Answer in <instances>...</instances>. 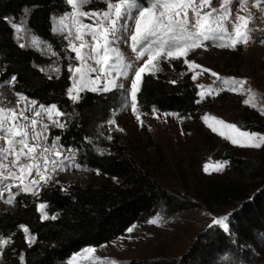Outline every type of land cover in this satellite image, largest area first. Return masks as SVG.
<instances>
[{"label":"rangeland","instance_id":"rangeland-1","mask_svg":"<svg viewBox=\"0 0 264 264\" xmlns=\"http://www.w3.org/2000/svg\"><path fill=\"white\" fill-rule=\"evenodd\" d=\"M222 2L223 0H212L210 7L205 8L204 11H210L214 7L217 9V13L213 14L215 16L221 11ZM137 3L141 7H145L138 0ZM253 5L254 0H249V3L244 6H241L238 0H233V3L228 6L229 21H235L237 15L249 19L250 31L247 32L249 36L247 44L240 43L234 49L217 46L221 43H230L228 36H224L223 39L204 41L200 48L188 51L187 55L180 59L161 57L158 59L157 66L159 71L172 70L173 61L185 59L200 65L199 68L190 69L189 65L184 63L192 76L197 77L194 81L199 87V95L204 94L202 100L213 101L211 108L202 116L203 122L205 123L203 117L207 115L223 120L225 123L235 124L241 131L264 135V131L244 128L240 121L246 106L254 107L264 114V44L261 43L264 41V12H260ZM261 7H264V3L261 4ZM104 9H106V3L103 0H94L82 8L83 11ZM71 11V6L68 5L66 12L70 14ZM64 13L51 17L52 41H44L34 35L29 30L25 18L11 21L20 24L23 28L20 33L15 30L19 44L38 50L48 60L44 66L48 73H58L63 68L68 70V65H72L73 68L81 65V62L74 59L75 53L70 49V44L79 47L81 43L75 39L78 25L71 15L65 20L68 28L64 29L63 33L54 30L62 27L59 19ZM135 13L136 10H133V14ZM189 16H192L191 11H189ZM79 19L85 24L93 23L91 19L83 17ZM126 23L132 26L134 21L128 19ZM225 25L229 32L234 34L232 24L225 22ZM69 31L71 32L70 36L68 35ZM121 35V42L116 47L119 48L123 64L112 70L111 78L116 79L117 84L125 85L122 104L111 112L106 120L96 125L92 133V143L99 150H103L100 147L105 144L104 142L111 141L115 137L124 141L133 140L137 157L154 172L160 184L171 194L172 203L162 204L144 215L130 227L133 228L132 232L127 230L119 238L98 247L81 248L68 259L56 264H113V262L115 264H264V220L260 222L262 230L257 231L252 224L244 222L236 214L241 210V204L209 207L197 192L200 179L205 182L238 180L251 185L253 194L264 191V178H252L251 176L254 174L253 170L260 167L264 160V146L254 149L235 145L242 150V155L239 158L248 161V166L252 168L248 174H244L243 168L240 169L239 165H234L231 162L230 155H233L234 150L222 145L207 144L204 136L190 118H181L176 113L159 111L148 115L139 110L138 104L137 113H133L131 111L132 101L127 89L130 87L135 70L143 64L144 59L136 58L137 54L132 51L130 40L125 42L130 34L123 31ZM65 36H68V39H65ZM84 41L88 46L82 49V53L87 56L90 54L94 42L90 36H85ZM234 54L238 55V58ZM229 61L230 64H228ZM87 64L98 67L91 59L87 60ZM124 65H131V67H124ZM204 69L210 71L205 72ZM151 71L155 72L156 70L151 69ZM119 72H126V75L120 76ZM212 72H215L219 79L213 76ZM90 75L95 78L96 73ZM242 80L246 83L243 88H240L239 81ZM233 81L237 83L234 84ZM72 83L71 79L70 87ZM104 83H106V78L98 81L99 87L102 88ZM224 92L225 94L222 95ZM245 101H249V103L245 104ZM32 102H35V106ZM0 108L15 109L17 115L23 111L30 121L35 118V112L40 109V104L15 92L11 84L8 83L0 85ZM57 109L60 110L58 107ZM167 113L174 115H165ZM7 115L10 116L11 113H7ZM136 115L141 116L143 126H140ZM37 119V130L42 132L43 137H46L40 141L41 147L38 152L42 151L44 147L51 148L52 151L47 154L48 159H57L63 162L62 165L57 164L55 171L46 173V176L49 177L46 185L41 182L40 185L35 186L34 190L38 194L44 186L55 182L86 186L99 179V175L81 162L80 154L82 152L74 147L63 146L54 134L61 128L57 127L53 121H59L65 125L69 120L67 114L64 113L59 117L53 115L51 120L47 118V115ZM110 120L115 123L110 124ZM18 123L29 122L21 119ZM44 125L47 126L46 129H44ZM205 125L207 126V123ZM214 126L219 127V125ZM117 128L123 129V131H119ZM215 134L220 143L228 141L223 136ZM134 136L135 138H133ZM148 136L159 143L165 153L168 166L164 173L157 167L154 145L148 140ZM29 143L34 142L30 139ZM0 147H7L6 139H0ZM56 153H60L59 157ZM70 157L72 159H69ZM11 160V156L7 161L0 158V162L9 164L8 169H0V171H4L5 175L9 171L18 173V169L11 166ZM225 161L227 164H224ZM38 163L43 169L44 160L40 159ZM204 165H208L207 172L204 171ZM220 165H223L222 170L216 171L215 169ZM48 167L51 169V164ZM34 178H36L35 171L32 176L25 179L24 183L29 184ZM18 183L19 181L12 179L0 183V192L4 193L3 196H0V209L10 207V204L5 202L8 198L6 193H9V190L5 189V185H12L11 191L18 189L15 187ZM27 193L31 194V192ZM38 194L34 197H37ZM225 217L224 224L227 225V228L224 224H214L215 220ZM152 220L157 222L150 223L149 221ZM244 232H247L246 235ZM3 244V241L0 240V264H2ZM88 248L95 249V251L93 253L85 252V249Z\"/></svg>","mask_w":264,"mask_h":264},{"label":"trees","instance_id":"trees-1","mask_svg":"<svg viewBox=\"0 0 264 264\" xmlns=\"http://www.w3.org/2000/svg\"><path fill=\"white\" fill-rule=\"evenodd\" d=\"M138 1L146 7L151 0ZM67 7L66 0H0V85L10 83L15 92L37 104H55L67 114L65 127L54 134L63 146L79 149L81 162L99 179L86 186L55 182L44 186L37 197L11 190L13 202L10 207L0 209V240L8 241L2 247V264H56L81 248L98 247L119 238L147 213L172 203L171 194L137 157L133 140L115 137L104 142L100 147L103 150L92 143L96 125L120 107L124 90L85 91L73 103L67 95L71 85L68 70L48 73L44 69L48 60L34 48H21L12 22H7L25 18L34 35L52 41L51 17L66 12ZM192 77L182 60L173 61L172 70L146 75L137 94L139 110L148 115L155 109L190 118L207 144L234 150L231 162L248 174L252 168L248 161L239 158L242 150L228 141H217V135L203 122L202 116L213 101L201 100ZM240 121L246 129L264 131V114L254 107L246 106ZM148 140L154 145L157 167L164 173L168 166L165 153L151 136ZM253 171L252 178H264V160ZM197 192L209 207L241 204L238 217L257 231L262 230L264 191L253 194L251 185L238 180L200 179ZM9 194L6 193L7 197ZM42 203L46 205L43 210L39 209ZM53 216L56 218L52 219Z\"/></svg>","mask_w":264,"mask_h":264},{"label":"snow or ice","instance_id":"snow-or-ice-1","mask_svg":"<svg viewBox=\"0 0 264 264\" xmlns=\"http://www.w3.org/2000/svg\"><path fill=\"white\" fill-rule=\"evenodd\" d=\"M92 2L94 0H66L72 11L70 14L64 13L59 19L62 27L54 29L63 33L64 29L68 28L65 20L69 18V15L78 25L75 39L81 41V43L79 47L70 44V49L75 53L74 59L81 62V65L75 68L72 65H68V72L73 83L68 88L67 95L73 103L79 101L81 98L80 93L85 90L107 93L116 88H125L124 84H117L116 79L111 78L112 70L123 64L119 48L116 47L121 42V33L123 31H127L130 34L125 42L130 40V47L137 54L136 58L144 59L143 64L135 70L130 87L127 89L131 97V111L133 113L138 111L137 94L141 91L145 76L155 75V72L151 71V69L159 71L157 66L159 58L180 59L186 56L188 51L200 48L204 41L223 39L224 36H228L230 43H221L217 46L234 49L238 44H247L249 41V36L247 35V32L250 31L249 19L245 16L237 15L235 21H229L230 11L228 6L233 3V0H223L220 5L221 11L215 16L213 14L217 13V9L214 7L210 11H204L205 8L210 7L212 0H152L150 5L146 7H141L137 0H103L106 3V9L104 10H82L83 7ZM238 2L241 6H244L249 3V0H238ZM262 3H264V0H254L253 6L259 9L260 12H264V7H261ZM133 10H136L135 14H133ZM189 11L192 12L191 17L189 16ZM81 17L91 19L93 23L85 24L79 19ZM128 19L134 21L132 26L126 23ZM122 21L125 22L121 23ZM7 22L11 23V20ZM225 22L232 24L234 34L229 32ZM11 26L17 33L23 31L20 24L11 23ZM68 35H71L70 31ZM85 36H90L94 42L91 46V52L87 56L82 53V49L88 46L84 41ZM65 39H68V36H65ZM261 43L264 44V41H261ZM19 46L21 48L25 47L24 44ZM88 59L94 60L95 65L98 67L88 65ZM183 63L188 64L190 69L201 67L189 62L187 59L183 60ZM124 67H131V65H124ZM203 71L208 72L210 70L204 69ZM91 73H96L95 78L91 77ZM211 74L219 79L215 72ZM118 75L124 76L126 72H119ZM102 78H106V83L101 88L98 85V81H101ZM196 78L195 75L192 77L193 80ZM12 79L14 80L15 77ZM171 83L174 84L176 81H171ZM233 83L237 82L233 81ZM244 83L246 82L243 80L239 81L240 88H243ZM200 97L201 100L204 99V94L201 93ZM199 102L198 100L197 103ZM32 103L35 106V102ZM244 103L248 104L249 101ZM154 111L156 110L154 109ZM7 113H11V115L9 116ZM43 115H47V118L51 120L53 115L59 117L63 116L64 113L58 110L55 104L47 108L40 105V109L35 112V118L29 121V117L25 116L23 111L17 115L15 109L0 108V139H6L7 143V147H0V158L7 161L9 156H11V166L18 169V173L9 171L7 175H5L4 171H0V183L9 179L19 181L15 187L25 193L31 192L33 196L38 194L34 190L35 186L40 185L41 182L44 185L48 183L49 177L46 176V173L55 171L58 163L63 164L62 161L57 159H48L47 154L52 151L51 148L44 147L42 151L38 152L41 147L40 141L46 139V137H43L42 132L37 130V118ZM165 115L174 114L167 113ZM21 119L29 123H18ZM136 119L140 122V126H143L141 116L136 115ZM203 119L213 132L223 136L224 139L234 145L254 149L264 146V135L241 131L237 125L225 123L215 117L206 115ZM53 123L57 127H65L59 121H53ZM109 123L114 124L115 121L110 120ZM214 125H219V127ZM43 127L44 129L47 128L46 125ZM117 130L123 131V129L119 128ZM30 139L34 143H29ZM56 155L59 157L60 153H56ZM40 159L44 160L43 169L38 163ZM69 159L72 158L70 157ZM49 164L52 166L51 169L48 167ZM224 164H227V161ZM76 167H79V165H76ZM222 167L223 165H220L215 170L220 171ZM8 168L9 164L0 162V169L6 170ZM33 171H35L36 178L32 179L29 184H25V179L32 176ZM204 171H208V165H204ZM12 187V185H5V189L9 190L10 193L5 202L9 204L14 199L10 192ZM3 195L4 193L0 192V196ZM45 207L46 205L43 203L39 205L41 210ZM51 218L55 219L56 217L53 216ZM44 219H48V217L44 216ZM225 219L226 217L217 219L214 224H224ZM149 222L155 224L157 221L152 220ZM224 226L227 228L226 224ZM20 227L25 232L28 231L25 226L21 225ZM128 231L132 232L133 228H129ZM3 243L6 245L8 241L5 240ZM94 251L95 249L92 248L85 249L87 253H93ZM21 259L23 258L21 257Z\"/></svg>","mask_w":264,"mask_h":264}]
</instances>
